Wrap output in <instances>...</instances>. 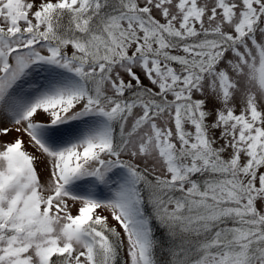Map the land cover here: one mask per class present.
<instances>
[{
  "label": "snow or ice",
  "instance_id": "6c2138e0",
  "mask_svg": "<svg viewBox=\"0 0 264 264\" xmlns=\"http://www.w3.org/2000/svg\"><path fill=\"white\" fill-rule=\"evenodd\" d=\"M0 264H264V0H0Z\"/></svg>",
  "mask_w": 264,
  "mask_h": 264
}]
</instances>
